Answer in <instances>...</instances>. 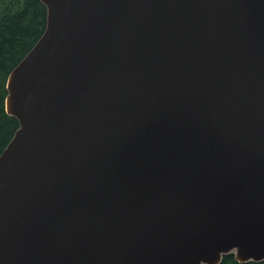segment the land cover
Returning <instances> with one entry per match:
<instances>
[{"label": "water", "instance_id": "95a60500", "mask_svg": "<svg viewBox=\"0 0 264 264\" xmlns=\"http://www.w3.org/2000/svg\"><path fill=\"white\" fill-rule=\"evenodd\" d=\"M40 1L0 264L264 261V0Z\"/></svg>", "mask_w": 264, "mask_h": 264}, {"label": "trees", "instance_id": "16d2710c", "mask_svg": "<svg viewBox=\"0 0 264 264\" xmlns=\"http://www.w3.org/2000/svg\"><path fill=\"white\" fill-rule=\"evenodd\" d=\"M46 16L40 0H0V154L18 130L16 119L5 112L7 77L42 36ZM220 264L239 263L228 255L222 257Z\"/></svg>", "mask_w": 264, "mask_h": 264}]
</instances>
